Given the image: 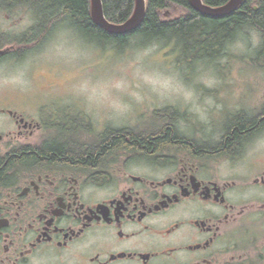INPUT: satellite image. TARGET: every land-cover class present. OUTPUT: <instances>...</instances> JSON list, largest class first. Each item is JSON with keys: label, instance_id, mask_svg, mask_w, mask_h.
I'll return each instance as SVG.
<instances>
[{"label": "flooded vegetation", "instance_id": "obj_1", "mask_svg": "<svg viewBox=\"0 0 264 264\" xmlns=\"http://www.w3.org/2000/svg\"><path fill=\"white\" fill-rule=\"evenodd\" d=\"M5 33L0 264H264V90L217 131L170 106L117 122L33 73L10 83L45 40Z\"/></svg>", "mask_w": 264, "mask_h": 264}, {"label": "rangeland", "instance_id": "obj_2", "mask_svg": "<svg viewBox=\"0 0 264 264\" xmlns=\"http://www.w3.org/2000/svg\"><path fill=\"white\" fill-rule=\"evenodd\" d=\"M171 13L165 16L175 15ZM34 24L27 8L0 12V36L3 31L29 34ZM258 41V34L248 31L224 47L213 63L200 60L190 67L178 62L180 51L172 43L117 51L61 24L28 55L37 57L34 67L10 66L9 81L27 85L25 77L33 73L38 83L58 84L69 103H85L102 113L100 117L109 114L110 107L116 113L111 119L117 122L132 119V105L170 106L172 114L194 121L186 130L217 131L223 129L226 114L254 106L261 97L264 59L255 49Z\"/></svg>", "mask_w": 264, "mask_h": 264}, {"label": "trees", "instance_id": "obj_3", "mask_svg": "<svg viewBox=\"0 0 264 264\" xmlns=\"http://www.w3.org/2000/svg\"><path fill=\"white\" fill-rule=\"evenodd\" d=\"M101 1L104 16L110 23H124L134 12L135 0ZM227 1L202 0L213 7ZM19 8H27L33 14L35 24L28 35L43 36L44 40L55 28L65 24L83 38L113 46L117 51L130 46L141 48L154 43H172L180 51L178 62L191 67L200 60L213 63L224 47L248 31H254L259 39L255 49L259 59H264V0H245L238 10L220 18L198 13L189 0H146L142 23L123 35L107 33L92 21L90 0H0V12L8 13ZM170 12L175 15L165 16ZM243 126L246 124L236 118L227 129L238 127L236 129L244 130ZM115 143L123 141L117 138Z\"/></svg>", "mask_w": 264, "mask_h": 264}, {"label": "water", "instance_id": "obj_4", "mask_svg": "<svg viewBox=\"0 0 264 264\" xmlns=\"http://www.w3.org/2000/svg\"><path fill=\"white\" fill-rule=\"evenodd\" d=\"M245 0H229L220 6H210L202 2V0H189L192 8L198 13L210 17H224L227 16L241 6ZM90 11L92 21L105 30L107 33L113 35H123L137 29L142 23L145 16L146 0H135V8L132 16L121 24H113L106 20L103 12L101 0H90ZM2 52H0L1 54Z\"/></svg>", "mask_w": 264, "mask_h": 264}]
</instances>
